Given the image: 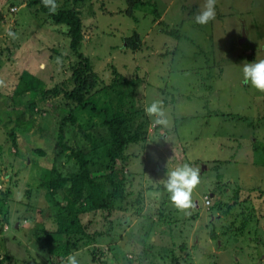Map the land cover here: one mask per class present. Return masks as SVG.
Segmentation results:
<instances>
[{
	"label": "rangeland",
	"instance_id": "1",
	"mask_svg": "<svg viewBox=\"0 0 264 264\" xmlns=\"http://www.w3.org/2000/svg\"><path fill=\"white\" fill-rule=\"evenodd\" d=\"M185 1L164 0L161 9L150 0L139 9L131 5L130 14L125 0L77 3L83 35L77 50L88 58L87 73L102 79L93 88L96 98L115 101L109 96L114 67L115 73L133 80L135 97L143 100L140 106L157 100L167 119L154 131V119L143 116L152 121L149 140L131 143L124 151L132 201L141 197L144 215L137 213L140 204L135 202L110 218L96 211L86 219L91 218L92 230L110 232L109 244L106 233L101 247L102 259L118 253L125 264L126 258L134 264H264V91L243 83L241 71L243 64L264 59V0H216L215 19L205 25L194 23L203 0L182 10ZM33 12L26 0H0V198L8 207L7 220L0 214L2 264H34L44 257L34 244L43 240L42 230H56V220L51 208L41 206L46 200L37 186L41 170L55 163L69 174L78 165L70 150L56 153L54 146L62 116L55 106H75L64 92L73 89L72 67L80 58L70 48L66 25ZM154 20L159 24H147ZM147 27L138 49L126 46V37L134 30L143 36ZM24 71L57 90L50 98H39L34 110L26 109L25 102L10 101ZM20 116L22 123H16ZM72 138L67 131L66 140L77 149ZM164 142L165 148L158 145ZM37 145L47 152L37 153ZM186 160L199 169L200 182L192 206L181 211L169 201L164 182ZM214 188L212 206H206L204 195ZM236 191L243 195L237 205L242 210L231 205ZM220 197L226 211H242L222 231L215 207ZM152 202L161 209L155 212L159 206L152 208ZM209 232L216 238L210 240ZM149 242L155 248L151 252ZM84 260L90 264V255Z\"/></svg>",
	"mask_w": 264,
	"mask_h": 264
},
{
	"label": "trees",
	"instance_id": "2",
	"mask_svg": "<svg viewBox=\"0 0 264 264\" xmlns=\"http://www.w3.org/2000/svg\"><path fill=\"white\" fill-rule=\"evenodd\" d=\"M80 1L83 0H56L58 10L52 14L44 7L41 0H26L28 8L34 10L32 14L46 16L56 24L66 25L70 48L80 58L79 62L72 67L73 89L70 92H64V97L75 106L71 109L55 106L62 116L58 117V133L54 146L55 149L57 148L56 153L70 150V154L76 158L78 165L75 171L69 172V174H64L55 163L50 168L41 170L37 186L44 190L46 198L41 206L52 209L51 217L56 220L54 221L56 230L53 232L42 230L43 240L38 239L37 241H41L35 242L34 247L40 250L44 257L34 260V264H66V257L73 254L76 255L79 264H86L84 259L87 254L91 258V261L88 262L90 264H125L121 262L118 253L113 254L111 258H101L103 255L101 253L102 244L105 241L106 233H108L107 243L109 244L108 235L110 232L92 230L90 227L91 218L88 216L86 219V215L90 212L102 211L105 213V217L110 218L113 211H125L135 202L140 204L136 209L137 213L144 215L141 197L133 198L132 201L134 191L130 179L131 174L127 171L128 156L124 154V151L131 143L149 140L150 134L147 131L150 130L152 121L143 117L148 115L144 112L143 106H140L143 103L142 98L136 99L138 96L137 86L135 87L133 80H128L115 73L114 67H112L111 73L117 77L113 76L110 80L113 82L112 89L110 88L113 94L109 96L115 101L111 104L105 100L106 97L102 102L96 98L95 94L98 92L94 93L93 88L97 84V80L101 78L96 73H87L90 69L88 58L77 50L83 39L82 21L76 8ZM125 2L127 14L131 12V5L139 9V5L148 4L146 0H125ZM136 22L138 21L136 20ZM140 41V36L135 30L132 32V36L125 38L126 46L134 50L140 47ZM125 88L128 91L124 94ZM53 94H57L56 88H47L43 79L24 71L12 90L10 101L16 104L25 102L26 109L34 110L38 106L39 98L45 100L52 97ZM142 112L144 115H140ZM82 114L85 115L82 116ZM16 123H22V116L16 119ZM158 127L159 124L154 131ZM67 131L71 132L72 139H75V143L79 145L77 149L66 140ZM151 138L153 140V136ZM81 144H83L82 148ZM161 146L165 148V142ZM34 150L39 154L47 152L38 145ZM177 150L186 151L181 148ZM89 154H97V156L89 157ZM151 169L155 170V168ZM234 201L238 202L236 195H234ZM151 206L154 209L159 206L155 212L161 209L160 205H154V202ZM217 207H220L219 202ZM226 210L224 208L223 211ZM160 211L162 212V210ZM7 212V205L0 198V214L6 220L8 219L6 218ZM159 218L161 217L159 216L158 220ZM109 223L111 224V221ZM94 243H98V246ZM83 247L91 252L86 254L83 252ZM180 247L184 248V244H181ZM146 248L149 249V252L155 249L151 242L146 244ZM168 248L170 249V247ZM156 251L158 253V250ZM170 251L172 252L171 249ZM97 254L100 258L97 257ZM53 258L55 259L53 260ZM125 260H128V264H134L129 258ZM2 262L1 259L0 264Z\"/></svg>",
	"mask_w": 264,
	"mask_h": 264
},
{
	"label": "clouds",
	"instance_id": "3",
	"mask_svg": "<svg viewBox=\"0 0 264 264\" xmlns=\"http://www.w3.org/2000/svg\"><path fill=\"white\" fill-rule=\"evenodd\" d=\"M41 3L49 13L55 14L58 10L56 0H41ZM216 0H203L200 10L194 16V23L205 25L215 19ZM8 35L15 38V33L9 31ZM243 83L250 84L257 90L264 91V59L255 60L243 64L242 68ZM145 113L154 119L157 124H167L164 110L161 103L153 100L144 108ZM200 182L199 169L191 166L189 163H183L170 170L167 179L164 182V189L168 194V199L177 210H187L192 206L193 190ZM210 198L205 195V200ZM66 264H79L76 255H68Z\"/></svg>",
	"mask_w": 264,
	"mask_h": 264
},
{
	"label": "crops",
	"instance_id": "4",
	"mask_svg": "<svg viewBox=\"0 0 264 264\" xmlns=\"http://www.w3.org/2000/svg\"><path fill=\"white\" fill-rule=\"evenodd\" d=\"M146 1H150V0H146ZM151 1H153L154 3H155V5H156V3H157V5L159 6V5H161V9H165V7H166V3L164 2V0H162V1H156V0H151ZM196 3H197V1L196 0H191V1H185V4L183 5V8H182V10H184L185 9V5H186V9H189V7H194V6H196ZM156 5V6H157ZM236 7H239L237 4H236ZM237 12H238V10H237ZM138 21V20H137ZM184 20L183 19H180V23H182ZM137 23H139V22H137ZM147 24H149V25H154V24H159V22H158V20H154V21H151V22H148ZM149 29H150V27H147V29H146V31H145V34L143 35V36H140V40H142L143 38L145 39L146 37H147V35H148V33H149ZM249 125L250 126H252V124H250L249 123ZM156 136H158V135H156ZM209 136V135H208ZM196 137V135H194L193 136V138H195ZM209 137H211V136H209ZM253 140H254V138H253ZM253 144H254V142H253ZM161 146V145H160ZM162 147V146H161ZM252 147L253 148H255V146L254 145H252ZM177 150V149H176ZM181 152H183L184 154H186V153H188V151L186 150V151H181ZM189 153H190V151H189ZM222 160V159H221ZM218 161V160H217ZM190 161H187L186 160V163H189ZM217 189L216 188H214V191L213 192H211V193H205V195H207L209 198H210V203H211V200H212V198H211V195H213V194H215V192H217L216 191ZM220 190H221V188H219L218 189V192H220ZM225 191V190H224ZM236 193V196H237V200H238V202H235L234 201V196H232L231 197V202H232V206H237L238 204H239V202L241 201V198H242V194L239 192L238 193V191H236L235 192ZM204 195V196H205ZM218 202H219V204H220V207H217V204H216V208L218 209V212H219V214H218V221H220V225H219V229H220V231H222V230H224V229H226L227 228V226L229 225L228 223L229 222H231L232 223V221L234 220V218H236L238 215H239V213H242V211L241 212H237L236 210H235V212H230V210H228V211H223L224 209V205L223 204H225V201L223 200V199H221V197H220V199L218 200ZM217 202V203H218ZM206 205V204H205ZM241 205V204H240ZM206 206H212V203L210 204V205H206ZM236 208H239V209H243V206H241V207H236ZM238 213V214H237ZM216 215V214H215ZM211 218H213V215H211ZM224 219H226L225 221H224ZM230 223V224H231ZM228 224V225H227ZM216 228V227H215ZM215 232V231H214ZM209 237H210V240H212V238H215V237H213L212 236V233H210L209 232Z\"/></svg>",
	"mask_w": 264,
	"mask_h": 264
},
{
	"label": "built area",
	"instance_id": "5",
	"mask_svg": "<svg viewBox=\"0 0 264 264\" xmlns=\"http://www.w3.org/2000/svg\"><path fill=\"white\" fill-rule=\"evenodd\" d=\"M205 203H206V204H209V200H208V199H206V200H205Z\"/></svg>",
	"mask_w": 264,
	"mask_h": 264
}]
</instances>
